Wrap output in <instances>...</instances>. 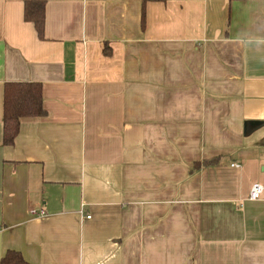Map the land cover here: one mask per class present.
<instances>
[{"label": "crops", "instance_id": "0c3cea01", "mask_svg": "<svg viewBox=\"0 0 264 264\" xmlns=\"http://www.w3.org/2000/svg\"><path fill=\"white\" fill-rule=\"evenodd\" d=\"M26 1L0 0V260L264 264V62L236 39L264 0H39L42 37ZM12 81L45 113L4 145Z\"/></svg>", "mask_w": 264, "mask_h": 264}, {"label": "trees", "instance_id": "16d2710c", "mask_svg": "<svg viewBox=\"0 0 264 264\" xmlns=\"http://www.w3.org/2000/svg\"><path fill=\"white\" fill-rule=\"evenodd\" d=\"M23 15L25 20L33 22L38 36L42 37L44 3L39 0L26 1ZM44 113L42 88L39 82H6L3 88L2 143L11 145L14 142L19 131L20 118L42 116ZM0 264L31 263L27 262L18 251L8 250L0 260Z\"/></svg>", "mask_w": 264, "mask_h": 264}, {"label": "clouds", "instance_id": "9594fccd", "mask_svg": "<svg viewBox=\"0 0 264 264\" xmlns=\"http://www.w3.org/2000/svg\"><path fill=\"white\" fill-rule=\"evenodd\" d=\"M236 39L252 60L264 62V28L259 23L254 28L241 30Z\"/></svg>", "mask_w": 264, "mask_h": 264}, {"label": "built area", "instance_id": "2783aa9c", "mask_svg": "<svg viewBox=\"0 0 264 264\" xmlns=\"http://www.w3.org/2000/svg\"><path fill=\"white\" fill-rule=\"evenodd\" d=\"M235 166H239V164L236 163ZM262 192H263V186L260 183L256 182L250 188L248 199L257 200L261 197ZM30 212L33 215H44L45 214V211L42 209L41 210L31 209Z\"/></svg>", "mask_w": 264, "mask_h": 264}]
</instances>
